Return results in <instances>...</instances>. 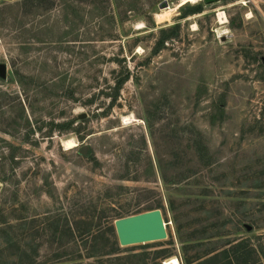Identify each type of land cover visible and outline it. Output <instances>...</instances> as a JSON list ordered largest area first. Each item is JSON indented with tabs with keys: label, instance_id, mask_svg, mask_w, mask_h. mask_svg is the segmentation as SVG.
<instances>
[{
	"label": "rangeland",
	"instance_id": "obj_1",
	"mask_svg": "<svg viewBox=\"0 0 264 264\" xmlns=\"http://www.w3.org/2000/svg\"><path fill=\"white\" fill-rule=\"evenodd\" d=\"M182 2L67 0L62 42L4 30L0 264H205L240 244L264 264V0ZM157 205L166 238L91 252Z\"/></svg>",
	"mask_w": 264,
	"mask_h": 264
},
{
	"label": "trees",
	"instance_id": "obj_2",
	"mask_svg": "<svg viewBox=\"0 0 264 264\" xmlns=\"http://www.w3.org/2000/svg\"><path fill=\"white\" fill-rule=\"evenodd\" d=\"M66 1L67 0H17L14 2H3L0 5V37L1 35L3 37L7 36L9 33H4V30L7 29L9 30L8 32H11L13 34H15V36L17 38H22L20 39V44L21 46H27L29 44H31V41L29 43V39L31 38L29 36V34H31V36H35L38 39H40V42H44V41H48V42H62L63 41V36H57L59 35V28L63 29L64 27L68 28L70 27V21H69V15L70 13L66 12ZM85 1V0H83ZM92 4H105V3H109V0H89ZM137 2V1H136ZM65 6V7H64ZM98 10V13L96 14V16H101V17H106L107 13H105L104 10V5L96 7ZM59 9V14L56 18L55 21L53 22H41L39 25L38 24H34V22H31V17H36V16H44L45 14L49 13V12H53L55 10ZM15 11V16L13 17L12 20V25L10 26V28H7L6 25L3 24V21H8V16H9V12L10 11ZM128 10V9H127ZM78 19H77V17ZM73 14L72 16L79 20L80 17L78 14ZM111 16V15H110ZM81 20V19H80ZM102 23V22H101ZM69 24V25H68ZM72 24V23H71ZM77 25L75 23V21H73V26ZM56 29V30H55ZM41 35H43V37H40ZM113 35H102L101 34V40H105L108 37H112ZM46 38V39H45ZM131 76V71L127 70L126 74L124 75V77L118 79L116 81V88H120ZM84 121V120H83ZM74 123V120L69 121L67 124H65V128H69L70 130V126ZM158 158V163L159 166L161 168V172H162V176L163 179L166 180L167 177L165 175V165L163 162V159L161 156L157 155ZM160 205H157L155 207L149 208L150 209H154V208H159ZM146 211V210H145ZM143 212V211H141ZM139 213V212H138ZM117 218L119 217H123L120 215H116ZM67 217L65 216V219ZM104 218H107L106 216ZM115 217L113 218V221H107L108 222V230L109 231H102L99 230V232H97L95 235H93V243L90 246V250L92 251V248H98L100 246V242H101V238L107 234V233H111L112 232V236H114V239L109 240L108 238V244L112 245V249L114 251H119L121 250V247L119 245V241L117 238V234H116V230H115V226H114V221H115ZM82 220V219H81ZM85 223L88 224L86 231H91V226H92V221L88 222V221H84ZM67 224V222H66ZM69 226V225H68ZM69 230H71V225L68 227ZM85 241V245L88 243V240H84ZM114 243V245H113ZM242 245V244H240ZM240 245H235L233 246V248L231 249H225L224 251V259H218L216 261L213 262H209V263H205V264H261V261L255 260L251 261V260H247V258H252L253 254H255V248H249L247 246L245 247H241ZM99 249H101L99 247ZM219 257V256H218ZM192 259L193 257L190 258H186V264H192ZM165 264V261H164ZM198 264V263H196ZM204 264V263H201Z\"/></svg>",
	"mask_w": 264,
	"mask_h": 264
},
{
	"label": "water",
	"instance_id": "obj_3",
	"mask_svg": "<svg viewBox=\"0 0 264 264\" xmlns=\"http://www.w3.org/2000/svg\"><path fill=\"white\" fill-rule=\"evenodd\" d=\"M212 2L215 0H205ZM167 6L163 4L162 7ZM0 74H7V67L0 66ZM83 114L80 117H84ZM82 151H87V147H83ZM160 208H154L143 212L126 215L116 218L114 226L119 244L121 246H129L137 243H147L164 239L168 236L167 225Z\"/></svg>",
	"mask_w": 264,
	"mask_h": 264
},
{
	"label": "bare ground",
	"instance_id": "obj_4",
	"mask_svg": "<svg viewBox=\"0 0 264 264\" xmlns=\"http://www.w3.org/2000/svg\"><path fill=\"white\" fill-rule=\"evenodd\" d=\"M195 2V1H198V0H183L182 4H185L187 2ZM170 12V11H169ZM223 13H220V17L221 19H223L224 17L222 16ZM67 145L68 147H73V146H76V144L72 141H67ZM166 264H180V261L177 260V259H173V260H167L165 261Z\"/></svg>",
	"mask_w": 264,
	"mask_h": 264
}]
</instances>
